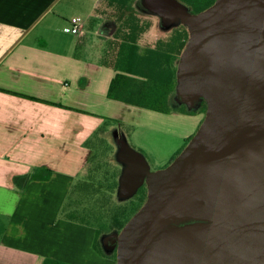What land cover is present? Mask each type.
I'll return each mask as SVG.
<instances>
[{"label":"crops","instance_id":"crops-1","mask_svg":"<svg viewBox=\"0 0 264 264\" xmlns=\"http://www.w3.org/2000/svg\"><path fill=\"white\" fill-rule=\"evenodd\" d=\"M101 1L0 0V264H117L95 249V228L63 213L90 167L94 152L86 143L105 123L100 136L112 160L123 163V144L141 153L122 123L131 139L144 128L191 142L206 118L203 100H178V88L170 113L109 97L120 73L106 62L119 51L110 44L117 23ZM74 17L84 20V34L64 31ZM145 19L141 45L155 46L162 37L149 40L156 22Z\"/></svg>","mask_w":264,"mask_h":264},{"label":"water","instance_id":"water-1","mask_svg":"<svg viewBox=\"0 0 264 264\" xmlns=\"http://www.w3.org/2000/svg\"><path fill=\"white\" fill-rule=\"evenodd\" d=\"M145 2L188 26L178 92L208 109L164 170L122 145L120 192L133 197L146 179L149 198L114 238L117 264H264V0H217L199 14Z\"/></svg>","mask_w":264,"mask_h":264},{"label":"trees","instance_id":"trees-1","mask_svg":"<svg viewBox=\"0 0 264 264\" xmlns=\"http://www.w3.org/2000/svg\"><path fill=\"white\" fill-rule=\"evenodd\" d=\"M107 1L110 8L109 15L117 23L114 40L110 44L119 51L109 57L106 62L120 71L111 84L109 97L160 112H172L170 98L179 85V63L190 38L188 26L180 23L172 29L168 36L160 38L155 46L142 47L140 40L150 27L146 24L143 15L133 6L136 0ZM180 1L192 7L193 14H199L212 7L217 0ZM203 108L207 113L208 103L205 99ZM106 127L104 123L86 143L94 153L87 174L78 178L70 189L63 206V213L70 220L76 222L80 220L83 224H87L86 220L77 216V211L84 204L85 196L94 191L96 194L103 195L104 199H108L110 206L111 199L120 186L121 171L109 160L112 147L100 136V132ZM80 191L82 194L75 195V192ZM148 198V184L144 183L133 195L134 201L131 204L133 213L129 218L121 222L117 216H112L108 231L95 226L94 247L101 255L107 256L101 247L100 237L114 230L121 233L132 217L148 201ZM107 202L105 209L108 207ZM111 257L117 261L118 251Z\"/></svg>","mask_w":264,"mask_h":264},{"label":"rangeland","instance_id":"rangeland-1","mask_svg":"<svg viewBox=\"0 0 264 264\" xmlns=\"http://www.w3.org/2000/svg\"><path fill=\"white\" fill-rule=\"evenodd\" d=\"M177 1L180 3L181 6L186 8V10H188L189 13L192 14V7L181 2L180 0ZM135 3L138 6L140 4L146 6L145 0H141V1L138 0L137 2L135 1ZM105 7H106V0H102L100 3V8L105 9ZM149 12H151L154 15L152 14L149 15L150 14ZM141 14L143 15L144 18L146 16H149V18H153L156 22V27L153 29V31L150 33V36L148 37L149 40L152 41L156 38H160V37L163 38L168 36L172 31V29L176 28L178 24L182 23V19L180 18H174L175 20L164 19L161 15L157 13H153L152 10L143 11L141 9ZM146 44L147 43L143 42V47ZM176 98L178 100H181V96L179 94L176 95ZM121 130H122L121 133H123V135L129 141V143L135 149H137L138 152H140L141 155L147 160L152 171L162 170L169 167L172 164V162L175 160V158H177V156L184 150V148L190 142V140L189 141L181 140V139H176L174 137L173 138L162 137L160 136L161 134L158 132H152L151 130L149 131V129L139 128L136 137L137 139V143H136V139L130 138L131 130L128 125L122 123ZM110 162L111 163L113 162V164L117 166V168L121 171V176H122L123 175L122 173H124V163L121 162L117 163V161L112 160V157ZM144 183H147L146 179H144L141 184ZM127 191L128 190H124V193L120 192V186H119L118 190H116L113 195V199H111L112 203L110 204V206L109 203L107 202L108 199H104L103 195L96 194L94 191H91L87 194V196H85L86 199L84 201V204L79 208V211H77V216H79L80 219L86 220L87 221L86 225L88 226H91L93 228H95V226L96 227L98 226L102 229L105 228L104 230L108 231L110 229V224L113 218L112 216L115 217L117 216L118 220L123 222L127 218H129L133 213L131 204L134 201V199L133 197L129 198L126 196L128 194ZM75 193H76L75 195L82 194L81 191ZM106 202L108 203L107 204L108 207H106L105 209L104 207ZM115 205L116 208H114ZM118 207L121 210H119ZM76 208H78V206ZM77 222L82 223V221L80 222V220ZM119 235L120 233L117 230H114L109 234H104L103 236H101L100 242L102 249L109 254L116 253L118 251V246L114 247L115 245L112 244H114V238H116Z\"/></svg>","mask_w":264,"mask_h":264},{"label":"built area","instance_id":"built-area-1","mask_svg":"<svg viewBox=\"0 0 264 264\" xmlns=\"http://www.w3.org/2000/svg\"><path fill=\"white\" fill-rule=\"evenodd\" d=\"M64 31L69 34L82 35L85 33V22L81 17H74Z\"/></svg>","mask_w":264,"mask_h":264}]
</instances>
